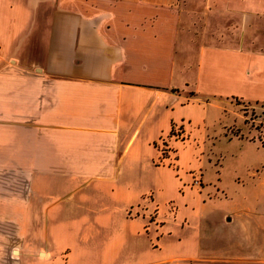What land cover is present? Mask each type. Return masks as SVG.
I'll return each mask as SVG.
<instances>
[{
    "label": "crops",
    "instance_id": "crops-1",
    "mask_svg": "<svg viewBox=\"0 0 264 264\" xmlns=\"http://www.w3.org/2000/svg\"><path fill=\"white\" fill-rule=\"evenodd\" d=\"M213 100L264 111V0H0V264H264V156L160 155Z\"/></svg>",
    "mask_w": 264,
    "mask_h": 264
},
{
    "label": "rangeland",
    "instance_id": "rangeland-1",
    "mask_svg": "<svg viewBox=\"0 0 264 264\" xmlns=\"http://www.w3.org/2000/svg\"><path fill=\"white\" fill-rule=\"evenodd\" d=\"M230 103L232 107L222 105L226 111L220 109V104L214 100L189 103L182 110L183 114L190 116L189 121L184 122L185 133L181 132L179 126L174 127L169 138L158 144L161 157H168L173 162L176 154L170 147L171 141L185 139L182 143L174 144L178 156V173H201L203 181L207 184L213 185L220 181L223 185H232L233 181L237 183L235 175L238 173L241 175L240 181L244 182L243 175L248 174V167L253 162L257 164L255 169L261 172V166L258 164L264 156V150L242 140L240 142L233 139L229 128L234 135H240V131L245 133V129L256 130L259 139L264 142V111L235 100ZM233 110L237 116L242 117L243 123L233 114ZM236 122L240 126L236 125ZM215 201L219 206L231 204L223 196H219Z\"/></svg>",
    "mask_w": 264,
    "mask_h": 264
}]
</instances>
